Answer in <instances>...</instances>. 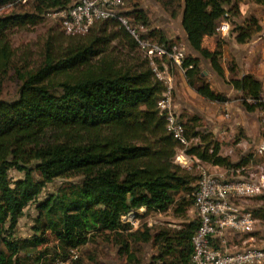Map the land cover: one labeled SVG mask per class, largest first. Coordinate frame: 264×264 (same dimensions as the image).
Wrapping results in <instances>:
<instances>
[{
    "label": "trees",
    "instance_id": "1",
    "mask_svg": "<svg viewBox=\"0 0 264 264\" xmlns=\"http://www.w3.org/2000/svg\"><path fill=\"white\" fill-rule=\"evenodd\" d=\"M16 1L20 0H0V6ZM241 1L180 0L181 27L191 35V43L193 36H213L223 19L231 25L240 15ZM74 2L31 0L29 11L1 15L0 74L11 66L7 30L37 24L46 14L65 10ZM122 14L134 28V24H147L142 9L123 8ZM247 18L242 26L231 29L237 32V42L249 40L261 29L254 16ZM95 23L97 27L92 29ZM93 24L88 28L92 38L83 43L69 40L61 58L47 51L40 66L17 70L21 80L17 96L0 99V264L65 261L71 250L98 235L125 256V264L143 262L142 250L138 255L135 248L139 244H151L156 250L153 264H192L191 238L197 221H183L179 228L152 233L149 227L131 230L121 217L140 208L145 209V215L163 213L173 206L175 216L187 217L194 202L195 178L173 163L177 150L226 169L240 164L220 153L212 132L198 128V117L187 122L179 117L188 143L175 139L167 130L166 113L158 109L164 86L155 77L151 60L118 21ZM140 33L169 43L162 32ZM113 42L130 52L140 50L145 60L122 61L106 55ZM94 58H99L95 66L91 64ZM183 67L189 85L201 95V89L195 87L201 75L198 58L185 55ZM216 72L224 74L217 66ZM57 77L62 79L55 82ZM230 80L244 99L259 103L263 87L255 76L245 74ZM203 96L213 97L210 93ZM191 139L198 141L191 143ZM11 170L21 175L13 179ZM73 177H78L77 181L61 185L39 200L48 183ZM179 193L183 195L176 198ZM254 197L264 199V195ZM33 202H37L39 213L34 229L40 233L19 239L15 236L19 219ZM250 211L257 220H264L263 207ZM46 233L55 244L39 250L48 242Z\"/></svg>",
    "mask_w": 264,
    "mask_h": 264
},
{
    "label": "rangeland",
    "instance_id": "2",
    "mask_svg": "<svg viewBox=\"0 0 264 264\" xmlns=\"http://www.w3.org/2000/svg\"><path fill=\"white\" fill-rule=\"evenodd\" d=\"M30 1L31 0H27L25 2L20 0L5 6H0V16L29 11L31 9ZM179 1L180 0H124L123 8L125 11L142 9L145 13L147 24H145V26L141 25V23L134 24L139 32H145L146 30L162 32L165 35L166 40L172 43H177L179 48L184 50L183 48L186 45L183 41L185 38V32L180 24L181 6H177ZM260 5V10L263 13L264 0ZM57 13V11H52L49 14H46L37 24L13 26L6 31L7 41L10 46L11 66H9L5 74H0V99L12 100L17 96L21 83L17 70L24 72L26 69L40 66L44 59L43 55L47 51H49L54 58H61L64 47L69 40L83 43L86 42L87 39L92 38L91 35H93V32L89 31L90 29L84 34L71 35L66 33L62 27L60 15ZM240 17L231 20V29L242 26L243 22L239 20ZM95 25L97 27V23L92 25V29H95ZM230 32L224 36L217 34L218 36L213 39L214 41L212 40L209 43L210 45L208 44V46H211V49L209 50L206 48L202 53L203 58L199 57V69L201 75L199 76V81L195 82V87L201 89V95L196 92L195 88L189 85L187 79L179 70L172 71L176 83L173 93V111L176 115L181 117L184 122H187L191 117H198L199 121L197 124L199 129L209 128L211 130L214 125H221V123L232 121L235 107L242 105L243 102L246 104L254 103L257 105L258 115L260 113L258 106L262 103L259 102V99V103H255V100L251 98L244 99L242 93L233 87L230 80L231 78H240V72L241 70L243 71L240 67L241 61H236L235 57H233V61L228 59L222 61L221 56L224 49L229 54L228 56L233 55L227 48V46H229L227 37L233 34L231 30ZM207 39L209 40V38ZM216 43L219 44L218 47L216 46ZM114 46L117 47L116 50L112 49ZM110 47L111 48L106 52V55H113L115 59L121 57L120 60L124 61L127 59L131 62H141L145 60L144 56L140 53V50L136 48L130 52L120 45H117L115 42L111 43ZM185 55L195 57L197 53L186 49ZM98 60L99 58L92 59L91 64L95 66ZM216 66L220 67L222 72H224L222 76L217 74ZM61 79L62 78L57 77L54 81L56 82ZM180 82H182L181 86L179 85ZM208 93L213 97L209 99H207L208 97H203V95ZM261 95L262 97L264 96V88ZM214 98L217 99L215 100ZM248 99H250V101ZM226 112L228 116H226ZM218 117L221 118L219 119ZM213 119H219L221 122L213 123ZM258 119H260V116ZM238 132L239 127L232 133V135L224 137V148L223 152L220 153H222L223 156L229 157L235 164L239 163L240 165H238V167L244 168L241 170L244 177H253V179H255L260 174L264 175V155L253 156L252 151L254 150V144H252V142L251 144H247L249 148H247V146L236 147L235 145L239 141ZM213 138L217 140V136L214 135ZM197 141L198 139H191V143H196ZM229 147L233 148V152L228 151ZM182 153L183 151L181 152V150H177L172 161L175 165L185 169L191 177L195 178L192 185H197L200 176L199 167L206 171H214L209 166L211 164L202 161L197 162L196 159L192 158L193 156H189L187 160L189 165L188 168L182 166V163L178 160V156ZM9 175L15 179L21 174L17 171L11 170ZM77 179L78 177L56 179L52 183H48L43 189L39 200L44 199L48 193H52L61 185L75 182ZM182 195L183 194L179 193L176 198L181 197ZM242 202L247 210L257 207L264 208V199L261 200L257 197H251ZM36 206L37 202H33L24 210V214L19 219L17 225V231L15 233L17 238L29 239L36 232V234L40 233L34 229L37 225L36 218L39 216ZM173 209L174 206L163 213L150 212L145 214V216L140 219V228L145 229L146 227H149L151 232L154 233L161 229L179 228L184 223L183 221H197V213L193 206L188 209L186 218L175 216L173 214ZM253 232L257 236L256 242L261 243L264 239V220H257ZM46 235L49 237L48 242L39 246V250H44L46 247H51L55 244V241L49 236V234L46 233ZM236 238L239 239L240 244H242L244 235L236 234L233 236V239ZM150 245L139 244L138 247L135 246L138 255H140L139 251L142 250L141 255L143 262L141 264H153L152 255L156 250ZM239 247L242 248L243 245H240ZM76 254L78 258L76 257V260L70 261V264H125V256L119 255L117 253V248L114 245L105 242V237L103 235L91 238L89 242L76 251ZM53 264L58 263L55 261Z\"/></svg>",
    "mask_w": 264,
    "mask_h": 264
},
{
    "label": "built area",
    "instance_id": "3",
    "mask_svg": "<svg viewBox=\"0 0 264 264\" xmlns=\"http://www.w3.org/2000/svg\"><path fill=\"white\" fill-rule=\"evenodd\" d=\"M26 1V0H22ZM124 0H75L69 8L57 11L62 27L71 35L84 34L98 20L114 19L123 25L136 41L138 48L151 60L150 65L157 79L164 86L158 109L167 115V130L182 144H187L184 128L179 116L173 111L174 77L172 71L179 70L184 77L187 68L183 67L185 52L177 43H160L141 36L137 28L130 26L127 16L122 14ZM231 30L230 22L223 19L217 34L227 35ZM187 79V78H186ZM250 101V99H248ZM260 123L263 128L262 138L254 145L253 156L264 155V96L259 99ZM226 116H228L226 112ZM182 152V151H181ZM184 153L178 156L182 166L189 167ZM195 158V157H194ZM197 162L200 160L195 158ZM200 168V176L194 193L193 207L197 213V227L191 238L192 264H264V239L260 246L243 247L237 245L217 246L216 237L228 235L233 239L236 234L252 233L257 219L246 206L244 199L264 194V175L255 179L246 178L241 170L232 167L221 172H210ZM144 208L131 210L121 217L129 223L131 230L140 228V219ZM77 249L71 250L70 257L58 264H70L76 259Z\"/></svg>",
    "mask_w": 264,
    "mask_h": 264
},
{
    "label": "crops",
    "instance_id": "4",
    "mask_svg": "<svg viewBox=\"0 0 264 264\" xmlns=\"http://www.w3.org/2000/svg\"><path fill=\"white\" fill-rule=\"evenodd\" d=\"M260 6H261L260 3L257 4L253 0H242L240 2L239 4L240 15L238 17L240 16L241 17L239 18V20L244 22L247 17L254 16L255 18H257V22L260 25L261 29L259 32L254 33L251 36V38L249 40H246L245 42H237L235 39L237 32H233L232 35L227 37L228 44H229L227 48L233 55L228 56L229 54L224 49L221 58H222V61L226 59L233 61V57H235L236 61L237 60L241 61L240 67L243 69V71L241 70L240 72V78H242L245 74H251L255 76L262 83V87L264 88V11L263 13L261 12ZM184 34H185L184 35L185 38L183 39V41L186 45L184 46L183 51L186 52V49H187V50L197 53L195 57H197L198 60H199V57H202V53L206 48L209 50L211 49V46H208V44L216 36H218L217 34L213 36H209V37L208 36H197V37L193 36L194 42L191 43V41L189 40V38H192L191 35H188L186 33ZM207 38H209V40ZM204 40H207V41H204ZM210 61H213V60H210ZM199 64H200V61H199ZM179 85L181 86L182 82H180ZM174 86L176 87L175 79H174ZM234 110L235 111H233L232 121H229L227 123L226 122L221 123V125H214L211 130L209 128L208 129L206 128L208 131H211L215 136H217L218 143L220 144V152H223L224 137L232 135V133L238 127H239V132L237 134H239V141L238 143H236L235 145L236 147H239V146L245 147L247 146V144H251V142L252 144L255 145L256 142H258L263 136V128L260 123V119H258L259 115H258L257 105H255L254 103L246 104L243 102L242 105H238L237 107H235ZM218 118L220 119L221 117H218ZM219 119L217 120L213 119L212 122L213 123L221 122L219 121ZM247 148L249 147L247 146ZM228 151L233 152V148L229 147ZM188 158L189 156L186 157V160H188ZM209 166L214 170L213 172H221L225 170V168L223 167L214 166V165H209ZM245 200L246 199H244L243 201ZM241 205L244 206L243 203H241ZM144 216L145 215L143 214L142 217ZM256 237L257 236L254 232L246 233L244 234L242 244H240L239 239L237 238L232 239L228 235H224L223 237H216L215 242L217 243V246H221V247L222 246L230 247L231 245L240 246L244 244H246L247 246H260L261 243L256 242Z\"/></svg>",
    "mask_w": 264,
    "mask_h": 264
}]
</instances>
